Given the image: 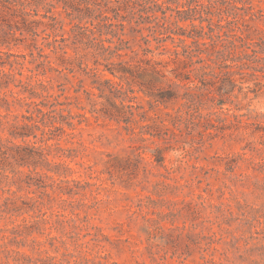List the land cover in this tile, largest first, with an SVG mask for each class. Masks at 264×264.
Segmentation results:
<instances>
[{
  "label": "rangeland",
  "instance_id": "rangeland-1",
  "mask_svg": "<svg viewBox=\"0 0 264 264\" xmlns=\"http://www.w3.org/2000/svg\"><path fill=\"white\" fill-rule=\"evenodd\" d=\"M239 2L264 40V0ZM195 5L187 14L197 15ZM137 39L129 44L137 48ZM76 77L53 75L65 95L88 87ZM79 97L69 102L84 110H71L90 117ZM230 101L214 110L213 127L181 125L166 140L140 141L90 117L82 130L66 128L72 135L53 133L49 148L37 131L9 135L25 105L0 107L8 114L0 122V264H264V80L244 79Z\"/></svg>",
  "mask_w": 264,
  "mask_h": 264
},
{
  "label": "trees",
  "instance_id": "trees-1",
  "mask_svg": "<svg viewBox=\"0 0 264 264\" xmlns=\"http://www.w3.org/2000/svg\"><path fill=\"white\" fill-rule=\"evenodd\" d=\"M239 1L0 0V56L6 57L0 58V107L19 103L27 109L9 135L36 138L37 131L49 148L53 133L72 135L90 117L114 122L140 141L166 140L181 125L213 127L214 110L231 104L244 79L264 80V40L253 37L256 16L241 10ZM190 3L197 15L187 14ZM136 39L137 48L129 44ZM20 49L26 53L12 52ZM25 63L31 67L23 73ZM54 74L78 76V82L85 77L88 87L65 95ZM82 93L90 117L70 108L84 110L69 102ZM95 98L103 100L99 108ZM6 115L0 113V122ZM161 152H154L158 164Z\"/></svg>",
  "mask_w": 264,
  "mask_h": 264
}]
</instances>
